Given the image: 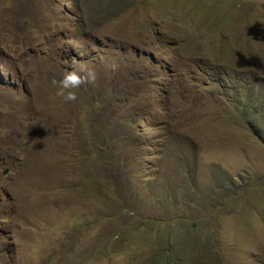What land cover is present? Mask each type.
<instances>
[{
  "label": "rangeland",
  "instance_id": "rangeland-1",
  "mask_svg": "<svg viewBox=\"0 0 264 264\" xmlns=\"http://www.w3.org/2000/svg\"><path fill=\"white\" fill-rule=\"evenodd\" d=\"M0 264H264V0H0Z\"/></svg>",
  "mask_w": 264,
  "mask_h": 264
},
{
  "label": "clouds",
  "instance_id": "clouds-1",
  "mask_svg": "<svg viewBox=\"0 0 264 264\" xmlns=\"http://www.w3.org/2000/svg\"><path fill=\"white\" fill-rule=\"evenodd\" d=\"M115 70L116 65H109ZM98 82V73L95 68L84 65L77 66L75 61L73 66L66 71L62 78L53 79L52 85L57 88L56 96L63 98L64 102H75L78 99L77 90L82 85L91 84L95 86Z\"/></svg>",
  "mask_w": 264,
  "mask_h": 264
},
{
  "label": "trees",
  "instance_id": "trees-1",
  "mask_svg": "<svg viewBox=\"0 0 264 264\" xmlns=\"http://www.w3.org/2000/svg\"><path fill=\"white\" fill-rule=\"evenodd\" d=\"M256 135H257L259 138H261V140H262V137H261L258 133H257Z\"/></svg>",
  "mask_w": 264,
  "mask_h": 264
},
{
  "label": "water",
  "instance_id": "water-1",
  "mask_svg": "<svg viewBox=\"0 0 264 264\" xmlns=\"http://www.w3.org/2000/svg\"><path fill=\"white\" fill-rule=\"evenodd\" d=\"M5 173H7V170H5Z\"/></svg>",
  "mask_w": 264,
  "mask_h": 264
}]
</instances>
